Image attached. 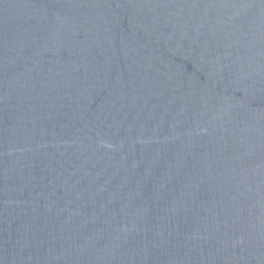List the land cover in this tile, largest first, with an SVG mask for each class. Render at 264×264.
<instances>
[{"label":"water","instance_id":"1","mask_svg":"<svg viewBox=\"0 0 264 264\" xmlns=\"http://www.w3.org/2000/svg\"><path fill=\"white\" fill-rule=\"evenodd\" d=\"M0 264H264V0H0Z\"/></svg>","mask_w":264,"mask_h":264}]
</instances>
